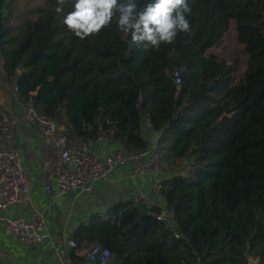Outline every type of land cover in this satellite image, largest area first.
Here are the masks:
<instances>
[{"label":"trees","instance_id":"1","mask_svg":"<svg viewBox=\"0 0 264 264\" xmlns=\"http://www.w3.org/2000/svg\"><path fill=\"white\" fill-rule=\"evenodd\" d=\"M43 2L15 27L0 0L1 81L23 98L34 93L35 107L64 121L73 140L105 135L135 152L155 141L149 125L164 160L183 167L160 183L164 207L129 201L93 219L74 236L71 262L97 243L111 264H264V0H190L191 32L158 51L125 38L117 17L80 40L56 0ZM73 4L65 0L63 15ZM233 23L248 55L244 83L218 89L223 73L207 51ZM184 69L179 90L169 72ZM164 212L169 224L156 217Z\"/></svg>","mask_w":264,"mask_h":264},{"label":"built area","instance_id":"2","mask_svg":"<svg viewBox=\"0 0 264 264\" xmlns=\"http://www.w3.org/2000/svg\"><path fill=\"white\" fill-rule=\"evenodd\" d=\"M0 63V72L3 69ZM20 72V71H19ZM177 88L182 84V71L170 70ZM13 96L10 112L0 110V223L13 234L29 251L36 250L43 242L45 215L36 207L30 206L28 218H9L1 214L22 202L31 190V183L21 153L13 145L18 134L17 126L27 123L35 126L47 149L44 169L46 173L45 190L51 201L54 194L79 191L91 192L95 182L109 178L121 167H129L130 177L154 176L160 186V174L163 169L164 154L158 140L147 149L128 152L119 143L101 158L96 155L93 145L87 140H73L69 128L64 121L50 117L39 111L32 100L19 95L16 84L12 87ZM139 106V105H138ZM99 139H109L101 135ZM110 140V139H109ZM51 183L56 184V190ZM143 204L148 203L141 199ZM157 219L167 221L166 212L158 214ZM180 237L178 234L176 235ZM66 245L71 250L78 249V244L69 239ZM83 260L75 264H111V251L100 245L92 244L81 249ZM57 264H73L71 259L58 258Z\"/></svg>","mask_w":264,"mask_h":264},{"label":"crops","instance_id":"3","mask_svg":"<svg viewBox=\"0 0 264 264\" xmlns=\"http://www.w3.org/2000/svg\"><path fill=\"white\" fill-rule=\"evenodd\" d=\"M12 87L0 79V110L7 113L11 109ZM148 128L149 125L145 128L146 137L148 140H156L159 135L155 132L150 134ZM17 129L15 144L19 145L18 150L29 175L31 190L21 203L2 211L1 214L9 218L26 219L31 205L40 208L45 215V237L36 250L29 251L3 223H0V264H57L59 257L64 260L71 259L70 254L73 250L66 245L67 240H74V236L89 226L93 219H107L115 205L129 201L141 202V199H145L148 202L145 205L149 207H164L156 178L154 176L131 178L128 166L117 168L109 178L95 182L91 192L57 193L51 201L45 190L47 180L44 160L47 149L41 134L35 126L24 122H21ZM91 143L96 155L101 158H104L110 149L118 146L111 139L98 138ZM168 177L170 176L161 171V181ZM51 185L56 190V184ZM89 246L83 245L85 248ZM81 248L77 250L79 255L82 252ZM258 263L259 260L251 259L248 264Z\"/></svg>","mask_w":264,"mask_h":264},{"label":"clouds","instance_id":"4","mask_svg":"<svg viewBox=\"0 0 264 264\" xmlns=\"http://www.w3.org/2000/svg\"><path fill=\"white\" fill-rule=\"evenodd\" d=\"M55 12L74 37L99 36L117 17L118 31L147 50L158 51L172 44L180 33L191 32L190 0H150L142 8L137 0H74L73 10L64 13L65 0H56Z\"/></svg>","mask_w":264,"mask_h":264},{"label":"rangeland","instance_id":"5","mask_svg":"<svg viewBox=\"0 0 264 264\" xmlns=\"http://www.w3.org/2000/svg\"><path fill=\"white\" fill-rule=\"evenodd\" d=\"M11 10L17 14L12 19L15 27L21 26V14L26 10H34L35 7L43 5V0H9ZM207 57L212 60L213 67L216 72L222 71L223 75L220 77V86L218 89L225 87H237L244 83L248 55L244 45L237 40L236 28L233 23L230 31L219 40L213 47L207 51ZM153 140V139H152ZM158 140V137L157 139ZM182 161L177 160V165ZM183 167H177L169 161L163 159V169L165 174L171 177L174 173L182 172Z\"/></svg>","mask_w":264,"mask_h":264},{"label":"water","instance_id":"6","mask_svg":"<svg viewBox=\"0 0 264 264\" xmlns=\"http://www.w3.org/2000/svg\"><path fill=\"white\" fill-rule=\"evenodd\" d=\"M170 58H171V55L169 56V59L168 60H170ZM184 72H185V69L182 70V74H184ZM13 147L16 148V149H18L19 148V145L18 144H14ZM199 264H204L203 257L200 258V263Z\"/></svg>","mask_w":264,"mask_h":264}]
</instances>
